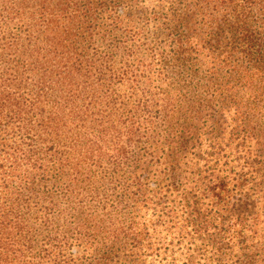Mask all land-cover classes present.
Masks as SVG:
<instances>
[{
	"label": "trees",
	"instance_id": "trees-1",
	"mask_svg": "<svg viewBox=\"0 0 264 264\" xmlns=\"http://www.w3.org/2000/svg\"><path fill=\"white\" fill-rule=\"evenodd\" d=\"M124 1L0 0V264H264V0Z\"/></svg>",
	"mask_w": 264,
	"mask_h": 264
},
{
	"label": "rangeland",
	"instance_id": "rangeland-1",
	"mask_svg": "<svg viewBox=\"0 0 264 264\" xmlns=\"http://www.w3.org/2000/svg\"><path fill=\"white\" fill-rule=\"evenodd\" d=\"M144 1V2H143ZM166 6V4H163L162 0H126L122 3V5L118 8V14L120 16V19L125 20L124 18L129 17L128 21L129 23L137 28L141 29L143 35H144V42L147 45L156 47L155 43L157 39L159 38L154 34L153 29H151V25L149 23H152V18L149 15H156L158 16L157 13H164L161 10V7ZM169 7V5H168ZM127 21V20H126ZM153 24V23H152ZM154 25V24H153ZM170 78H174L175 76L169 75ZM191 78L196 82L198 78L194 77L191 75ZM191 80V79H190ZM182 82V81H180ZM262 86L264 87V81L262 82ZM187 97H175V100H178L179 102L178 105L180 104V101H185ZM248 100L250 101V111L249 115L251 119L257 118V114H259V119L260 121L264 122V94L261 97H248ZM252 121V120H251ZM252 126V125H251ZM202 151H206V147L202 148ZM214 162V161H213ZM158 167H155L154 170H158ZM152 173V170L149 171V174ZM148 173L145 174L146 179H147V184L145 185L146 188L150 191H157L160 188V184H157L154 182V179L151 175L150 178ZM108 212V210L106 211ZM158 224L159 226L162 227V229L165 228L166 224L164 221L159 220L158 218ZM161 229V228H160ZM164 238V232L163 230H157L155 233V236L152 238L153 247L152 249L156 250V242L157 243H162ZM85 241H82V243H77L74 242L71 247V252L74 258L80 257L81 254H83L86 251V245L84 244ZM135 254L134 251H132L131 254L125 253L124 258L125 260L122 259V261L116 262V264H129L127 263L128 260ZM147 256L146 259H144V264H169V258L167 257L166 259H158L159 257H162L161 255L156 256L157 258L153 257L152 253H145ZM154 259V260H152ZM175 264H179L178 260L179 258L175 257L173 258Z\"/></svg>",
	"mask_w": 264,
	"mask_h": 264
}]
</instances>
